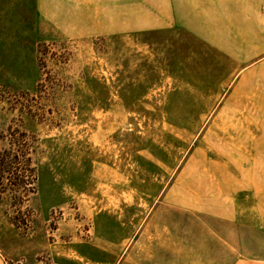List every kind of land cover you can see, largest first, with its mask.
I'll return each instance as SVG.
<instances>
[{
	"label": "rangeland",
	"instance_id": "rangeland-1",
	"mask_svg": "<svg viewBox=\"0 0 264 264\" xmlns=\"http://www.w3.org/2000/svg\"><path fill=\"white\" fill-rule=\"evenodd\" d=\"M234 9L0 0V264H264V16Z\"/></svg>",
	"mask_w": 264,
	"mask_h": 264
},
{
	"label": "crops",
	"instance_id": "crops-1",
	"mask_svg": "<svg viewBox=\"0 0 264 264\" xmlns=\"http://www.w3.org/2000/svg\"><path fill=\"white\" fill-rule=\"evenodd\" d=\"M173 1H176V0H173ZM186 1H194V0H186ZM261 1H264V0H207V2H212V3H232V4H235L236 6V9H234V13L237 14V16L239 18H248V19H255V18H259V17H263L264 14L261 13V11L259 12L258 10L255 11V9H249L247 10L246 13H244L245 11L243 10L242 8V5L240 4H243V3H255V2H261ZM239 13H244V14H239Z\"/></svg>",
	"mask_w": 264,
	"mask_h": 264
}]
</instances>
